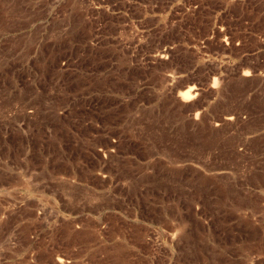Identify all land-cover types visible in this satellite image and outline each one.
Wrapping results in <instances>:
<instances>
[{
    "label": "rangeland",
    "instance_id": "374dc122",
    "mask_svg": "<svg viewBox=\"0 0 264 264\" xmlns=\"http://www.w3.org/2000/svg\"><path fill=\"white\" fill-rule=\"evenodd\" d=\"M171 1L0 0V264H264V0Z\"/></svg>",
    "mask_w": 264,
    "mask_h": 264
},
{
    "label": "crops",
    "instance_id": "0c3cea01",
    "mask_svg": "<svg viewBox=\"0 0 264 264\" xmlns=\"http://www.w3.org/2000/svg\"><path fill=\"white\" fill-rule=\"evenodd\" d=\"M171 2H179V0H172ZM199 6V3H194L192 5V8H196ZM206 6V5H205ZM227 7V0H222V4H219L217 8H226ZM78 256H76L74 259L76 260V262L78 263ZM57 258V257H56ZM81 258V257H80Z\"/></svg>",
    "mask_w": 264,
    "mask_h": 264
},
{
    "label": "bare ground",
    "instance_id": "6f19581e",
    "mask_svg": "<svg viewBox=\"0 0 264 264\" xmlns=\"http://www.w3.org/2000/svg\"><path fill=\"white\" fill-rule=\"evenodd\" d=\"M192 94V88H189L186 92H184L182 95H184L185 98H189ZM192 97V96H191Z\"/></svg>",
    "mask_w": 264,
    "mask_h": 264
}]
</instances>
